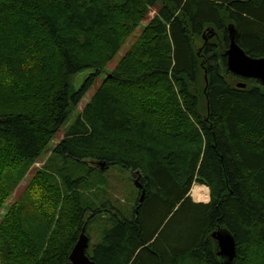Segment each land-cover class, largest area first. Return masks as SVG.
<instances>
[{
  "label": "trees",
  "instance_id": "trees-1",
  "mask_svg": "<svg viewBox=\"0 0 264 264\" xmlns=\"http://www.w3.org/2000/svg\"><path fill=\"white\" fill-rule=\"evenodd\" d=\"M229 24L264 58V0H0V264H66L94 226L97 264H223L212 236L222 228L236 239L231 264H264V83L228 69ZM100 162L141 173L131 216L85 193L106 184ZM195 183L210 188L208 203L193 201Z\"/></svg>",
  "mask_w": 264,
  "mask_h": 264
},
{
  "label": "rangeland",
  "instance_id": "rangeland-1",
  "mask_svg": "<svg viewBox=\"0 0 264 264\" xmlns=\"http://www.w3.org/2000/svg\"><path fill=\"white\" fill-rule=\"evenodd\" d=\"M151 12L149 13L148 17L142 22V25L136 29L133 35L128 38L122 49L120 50L119 54L112 59V61L108 64L105 71L101 72L96 80V83L92 86L89 92L84 96L82 101L77 107H73L71 110V115L69 121L62 127L61 131L55 137V139L48 145L47 150L45 151L44 155L36 161L28 173L24 176L23 180L14 190L10 198L7 200V204H13L22 194L26 185L29 183L30 178L32 175L38 170L42 169L47 162L48 158L52 154V150L54 146L63 138L67 130L69 129L70 125L74 123L77 119L79 113L83 110L85 104L90 100L93 92L100 86V84L105 80L107 77L108 72H112L116 66L118 65V61L130 50L132 44L136 41L139 35L142 33V28L147 25L156 15V10L151 8ZM203 44L202 39H197V45L201 46ZM94 72L93 70H85L73 77V87L75 89H79L83 83L86 81L87 77ZM69 167L72 169L71 172L74 173L75 169H77L80 165L76 164L73 161L69 162ZM101 165V164H100ZM81 167V166H80ZM88 169L89 166L86 165L83 169ZM104 181L106 184H98L94 187H91L89 190H85L86 194H94V191L99 190V192L95 195V202L96 204L102 208L103 203H106L108 207H117L122 209L126 216L132 213V209L135 206L137 199L139 196L137 195L138 187L135 185V180L137 179V172L124 168L121 165H110L109 168L100 167ZM70 172H68L69 174ZM139 173V172H138ZM141 173L138 177H140ZM192 190L190 191V195ZM193 201L195 199L192 197ZM110 200V203L108 201ZM197 202V201H195ZM209 202V201H207ZM199 203V202H198ZM106 206V207H107ZM6 212V210H5ZM4 213V209L0 211V221L1 215ZM127 213V214H126ZM92 214V212H90ZM102 214V212H101ZM99 214V216L94 218V221L99 222L101 220L108 222V218L103 217V215ZM101 215V216H100ZM89 219V213L86 216ZM86 218V219H87ZM88 235L90 236V247L94 245L97 240H99L100 233L97 232L96 226H94L90 231L87 230ZM89 247V248H90ZM88 248V251H89ZM92 249V248H90Z\"/></svg>",
  "mask_w": 264,
  "mask_h": 264
},
{
  "label": "water",
  "instance_id": "water-1",
  "mask_svg": "<svg viewBox=\"0 0 264 264\" xmlns=\"http://www.w3.org/2000/svg\"><path fill=\"white\" fill-rule=\"evenodd\" d=\"M228 31L230 36L229 47L226 48L228 69L243 78L258 79L264 83V58H255L248 55L238 43V30L235 25L229 24ZM216 31L209 27L204 31V41L214 37ZM238 86L245 87V83H239ZM101 166H105V162H100ZM135 185L142 189L143 185L139 181V177L135 180ZM145 191H142L140 202L143 200ZM217 243V253L223 264H231L236 257L237 243L234 235L226 228H222L212 233ZM90 246V238L83 227L81 233L71 250L69 261L66 264H97L95 260L87 254Z\"/></svg>",
  "mask_w": 264,
  "mask_h": 264
},
{
  "label": "bare ground",
  "instance_id": "bare-ground-1",
  "mask_svg": "<svg viewBox=\"0 0 264 264\" xmlns=\"http://www.w3.org/2000/svg\"><path fill=\"white\" fill-rule=\"evenodd\" d=\"M191 194L198 201H208L211 198L209 187L205 184L194 185Z\"/></svg>",
  "mask_w": 264,
  "mask_h": 264
},
{
  "label": "crops",
  "instance_id": "crops-1",
  "mask_svg": "<svg viewBox=\"0 0 264 264\" xmlns=\"http://www.w3.org/2000/svg\"><path fill=\"white\" fill-rule=\"evenodd\" d=\"M210 199V198H209ZM208 200V199H207Z\"/></svg>",
  "mask_w": 264,
  "mask_h": 264
}]
</instances>
